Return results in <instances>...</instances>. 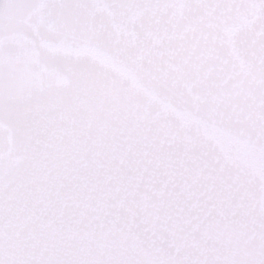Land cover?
<instances>
[{
	"label": "snow or ice",
	"instance_id": "snow-or-ice-1",
	"mask_svg": "<svg viewBox=\"0 0 264 264\" xmlns=\"http://www.w3.org/2000/svg\"><path fill=\"white\" fill-rule=\"evenodd\" d=\"M0 264H264V0H0Z\"/></svg>",
	"mask_w": 264,
	"mask_h": 264
}]
</instances>
